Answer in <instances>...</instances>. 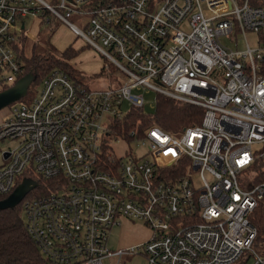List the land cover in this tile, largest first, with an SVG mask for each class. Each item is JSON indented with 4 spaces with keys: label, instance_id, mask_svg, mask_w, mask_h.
Segmentation results:
<instances>
[{
    "label": "built area",
    "instance_id": "1",
    "mask_svg": "<svg viewBox=\"0 0 264 264\" xmlns=\"http://www.w3.org/2000/svg\"><path fill=\"white\" fill-rule=\"evenodd\" d=\"M76 14L89 17L84 29ZM29 16L67 23L125 73L118 88L92 89L53 69L0 124V141H17L3 152L0 194L27 172L51 183L21 202L46 262L143 253L149 264H264L251 220L264 199V0H0L1 89L26 72L17 49ZM235 33L245 49L222 42ZM151 91L201 107L200 122L179 133L129 127ZM121 140L124 157L113 148ZM118 216L147 224L152 237L111 252Z\"/></svg>",
    "mask_w": 264,
    "mask_h": 264
},
{
    "label": "rangeland",
    "instance_id": "2",
    "mask_svg": "<svg viewBox=\"0 0 264 264\" xmlns=\"http://www.w3.org/2000/svg\"><path fill=\"white\" fill-rule=\"evenodd\" d=\"M31 16L26 19L27 33L31 32L36 36L33 42H30L27 47L24 46L26 55L29 56L32 51L37 56L56 55L62 57L63 52L73 46L78 50V55L71 59L72 65L79 69L81 73L80 79L82 82L92 89H100L104 87L118 88L125 79V73L118 68V66L109 59H106L95 47L89 45L87 41L79 35L70 25L51 16L50 23L35 22V18ZM88 16L73 15L70 20L80 28L84 29ZM35 22V23H34ZM222 42L233 49H245L246 40L243 34L235 33L230 38L222 37ZM247 40L253 47L256 44L257 34L254 32H247ZM26 48V49H25ZM34 49V50H33ZM104 69V73L100 72ZM31 84L28 93L19 101L9 105L0 111V124L13 114V106L21 103H28L35 98L41 88V85ZM0 90L1 87H0ZM144 108L145 113L155 112L157 105V93L151 91L145 93ZM130 109V104L125 103L123 106V114L125 115ZM17 141L4 140L0 141V167L4 164L5 159L3 152L15 147ZM129 144L127 141L114 142L113 148L118 157H124L128 150ZM137 153V151H135ZM121 225H115L111 228L108 240V249L117 253L121 249H128L140 243L148 241L153 235V229L147 224L131 220L124 216H118ZM258 250V248H256ZM106 264H149L148 258L145 254H124L119 258L117 255L105 260ZM249 260L246 264H251Z\"/></svg>",
    "mask_w": 264,
    "mask_h": 264
},
{
    "label": "trees",
    "instance_id": "3",
    "mask_svg": "<svg viewBox=\"0 0 264 264\" xmlns=\"http://www.w3.org/2000/svg\"><path fill=\"white\" fill-rule=\"evenodd\" d=\"M57 1L53 0V2ZM24 40L25 38L22 37L21 46L17 51L26 63L24 75L27 73L36 75L37 82L34 83L35 85H41L53 69L64 70L72 79L83 83L80 79L81 73L79 69L71 63V59L78 55V50L73 48V46L67 48L63 52L62 57H57L53 54L37 56L34 51L27 56L24 50ZM103 73L104 69H102L100 75ZM8 87H4L2 90ZM202 114L203 110L201 107L190 105L169 96L157 95L155 112L145 113L144 109L134 108L127 116L128 120L126 123H128L129 127L140 123L141 128L158 125L169 132L179 133L185 127L197 125L201 120ZM26 175L35 179L39 184L28 193L26 198L38 196L51 189V183L48 181L29 172L25 173ZM7 196L0 194V200L5 199ZM251 220L258 229L259 235L256 244H259L264 241V199ZM0 262L1 264H48L26 231L22 203L12 209L0 211Z\"/></svg>",
    "mask_w": 264,
    "mask_h": 264
},
{
    "label": "water",
    "instance_id": "4",
    "mask_svg": "<svg viewBox=\"0 0 264 264\" xmlns=\"http://www.w3.org/2000/svg\"><path fill=\"white\" fill-rule=\"evenodd\" d=\"M35 80L36 75L33 73H27L11 87L0 91V111L25 97L31 84ZM6 157L7 155L5 154V158ZM37 186L38 182L35 179L31 177H24L10 195H8L5 199L0 200V211L12 209L19 205L28 193H30Z\"/></svg>",
    "mask_w": 264,
    "mask_h": 264
},
{
    "label": "crops",
    "instance_id": "5",
    "mask_svg": "<svg viewBox=\"0 0 264 264\" xmlns=\"http://www.w3.org/2000/svg\"><path fill=\"white\" fill-rule=\"evenodd\" d=\"M29 17H31V16H29ZM29 17H27V18H29ZM27 18H25L24 20H23V25H22V22H20V28H21V30H22V33L21 34H23V36L22 37H24L25 38V40H24V46L25 47H27L28 46V44L30 43V42H33L34 40H35V37L36 36H34V35H32V33L31 32H28L27 33V22H26V19ZM32 18H35V22H43L40 18H38V17H32ZM34 22V23H35ZM26 49V48H25Z\"/></svg>",
    "mask_w": 264,
    "mask_h": 264
}]
</instances>
